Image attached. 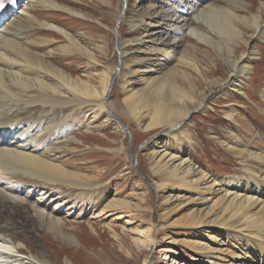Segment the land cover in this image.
I'll list each match as a JSON object with an SVG mask.
<instances>
[{"label": "rangeland", "instance_id": "1", "mask_svg": "<svg viewBox=\"0 0 264 264\" xmlns=\"http://www.w3.org/2000/svg\"><path fill=\"white\" fill-rule=\"evenodd\" d=\"M55 1L75 14L44 12V16L52 17L54 24L72 35L79 43L80 51L71 56H63V47L69 45L63 37L56 38L49 46L33 50L39 56L52 54L54 66L69 78L90 80V83L93 81L96 86H99L98 76L109 71V67L114 68L110 75L106 100L117 110L123 111L124 107L120 72L124 74L136 69L144 71L129 78L133 82L132 88L140 90L143 78L151 79L156 76L154 73L145 74L151 64L154 69L158 68L164 74L172 72L179 89L189 90L185 81L187 76L193 83L194 95L198 97L204 93L205 98L191 110L185 120V126L173 139L170 135L174 132H169L167 128L158 127L144 131L143 127L148 123V119L136 122L124 111L122 115L117 110L114 114L112 112L114 120L111 119L110 123L106 122L105 115L94 119V114L86 112V109L77 110L72 114L64 113L70 121L68 128L71 135L78 138L83 136L86 141L84 145L76 148L71 145L63 150L60 161L67 166V170L74 171L77 168L82 174L94 177L99 186H96L97 190L91 188L89 191L87 188L70 191L67 187L60 190L57 185L40 186L39 183L32 182H36L31 180L32 177L22 176V181L25 179L29 184L26 182L27 186L20 187L14 196L33 208H38L48 217L57 219L66 234L61 236L38 226L37 219H32L31 210L22 213L20 208H10L16 226L13 232L17 231V234L23 236L20 242L16 240L22 249L21 254H17L18 258H25L29 252H33L44 255L51 264H210L204 256L191 251L180 242L186 239L203 243L215 249V252L220 247L228 248L234 254L244 252L250 256L253 251L256 255L254 257L259 259L254 244L211 226L188 229H182V225L178 228L162 227L154 234L153 226L164 224L159 220L164 209L168 208L167 211H170L169 223L176 224L188 222L190 213H194L199 207L176 198L163 203L169 198L170 192L155 191L154 183L158 178L152 175L151 159L154 149L160 148L159 150L191 161L197 170L206 172L219 183L222 180L245 176L238 159L228 149V146L232 145L230 139L240 140L251 150L259 147L264 151V102L261 96L264 91V15L257 29H253L249 19L251 13L255 14L264 0H254L256 4L251 12L247 8L252 0H110L113 6L111 8L96 0H81L79 4L65 0ZM0 2L3 3V7H0L2 28L11 17L17 15L18 10L28 5L29 0ZM209 6L225 9L233 15L235 33L226 43L204 23L197 25V32L206 36V41L189 34L191 27H188V21L180 23L183 27L181 33L174 30L175 19L191 16L182 15L183 10L195 15L193 7L198 11ZM156 15L159 17H155ZM131 24L137 25L138 28L134 30ZM145 28L148 30L145 31ZM145 33L149 36L143 37ZM36 38V34L29 35L24 41H37ZM135 38L150 40L149 46H160L165 52H169L171 58L166 60L159 55L148 63L130 64V61L136 60L140 54L134 52L133 46L119 49L117 44ZM101 41L106 42L104 55L97 48L102 44ZM121 53H125V56L121 57ZM247 54H253V57L248 64L249 73L235 82L240 85L235 86L238 91L241 89L238 93L228 86L232 76L230 66L234 62L238 64L240 56L246 57ZM86 58L95 59L99 65L94 66ZM122 62H127V66L122 67ZM185 64L198 68L204 76L201 77L190 66L184 68ZM232 107L233 113L230 112ZM34 112V116L40 113L38 109ZM231 113L232 120L226 116ZM56 115L61 117L63 114ZM116 122L121 125L123 133L115 128ZM182 131L189 133V140L184 138ZM21 132L22 129L9 133L5 142L26 143L29 136H21ZM16 137L19 139L15 140ZM99 139H103L104 143ZM42 140L40 142L43 145L40 146L39 153L46 151L50 142L53 143V140ZM121 147V153L110 151ZM42 190L55 192L46 196L40 194ZM60 191L64 198L57 199ZM72 197L84 202L100 197V202L98 205H75V208L70 209L72 203L65 201ZM111 199L128 201L133 209L131 207L130 210L111 211L107 217L99 216L102 206ZM208 235L215 236L216 242L209 240ZM151 239L152 243L149 242ZM47 245L52 250H49ZM31 263L36 264L34 261Z\"/></svg>", "mask_w": 264, "mask_h": 264}, {"label": "bare ground", "instance_id": "2", "mask_svg": "<svg viewBox=\"0 0 264 264\" xmlns=\"http://www.w3.org/2000/svg\"><path fill=\"white\" fill-rule=\"evenodd\" d=\"M60 1L64 2V0ZM65 1L74 4L81 2V0ZM96 1L109 8L113 7L110 0ZM255 4L254 0L250 1L247 10L253 11ZM192 10L195 15L187 13V10L181 12L185 16L191 15L190 18L184 17L183 19L178 17L173 21V28L177 33H181L183 29L180 23L188 21L190 22L188 27H191L189 34L201 41L208 40L206 36H201L198 33L199 31L197 32V25L203 23L215 32L219 38H222L224 43L234 35L233 15L225 9H214L209 6L198 11L193 7ZM44 12L75 14L72 10L61 6L55 0H29L28 5L18 10L17 15L13 18L11 17L8 23L0 28V264H32L31 261L36 264H51L42 254L37 255L29 252L22 259L18 258L19 256L17 255L21 254L22 249L19 243H16V240L20 242L23 236L17 234V231L13 232L16 226L13 221V215L10 213V208H20L23 210L22 213L31 210L32 219H37L38 226H43L61 236L66 234L57 219L48 217L40 212L38 208H33L28 203L18 199L19 197L14 196L19 192L20 187L27 186L26 182H29L24 181L25 179L22 181V176L32 177L31 180H36V182H32L39 183L40 186L51 187L57 185L60 190L64 187L69 188L70 191L77 188L96 189L98 181L94 177L82 174L77 168L74 171L67 170V166L60 161L63 150L68 149L71 145L74 148L84 145L86 141L83 136L78 138L76 135H71L68 128L70 121L67 120L68 115L66 116L64 113L72 114L77 110L86 109V112L94 114V119L105 115L106 122L110 123L114 117V111L117 110L106 100L110 75L114 68L109 67V71L100 74L98 76L99 86H96L93 81L90 83V80L69 78L54 66L52 54L39 56L33 50L38 47L49 46L56 41V38L63 37L69 44L67 47H63V56H71L73 53L80 51V45L77 40L54 24L52 17L49 15L44 16ZM115 12L117 11L115 10ZM115 12L112 15L113 17ZM263 15L264 3L259 4L256 13H251L250 15V24L253 29H257L260 26ZM147 17L150 18V15ZM155 17L158 18L159 15ZM146 25L147 23L144 24V26ZM131 27L134 30L138 28L134 24H131ZM146 30L148 29L145 28ZM35 34L37 35V41H24L29 35ZM147 36L149 34L145 33L143 37ZM101 43L97 48L104 55L106 42L101 41ZM150 43V40L135 38L121 41L117 45L119 49L128 45L133 46L135 47L134 52L140 54V57L130 61V64L148 63L153 60V57H158L159 55H162L166 60L171 58L169 52H165L163 48L157 45L151 47L148 45ZM120 56L124 57L125 53H121ZM252 57L253 54H247L246 57L240 56L238 64L237 62L231 64L232 76L228 86L233 91L240 92L241 89L238 91L235 88V86L240 87V85L235 82L239 78L240 80L243 79L249 73L250 67L248 64ZM49 58L50 60H48ZM87 60L94 66L99 65L95 59L88 58ZM121 65L126 67L127 62H122ZM151 65H148L147 70L144 69L145 74L154 73L156 76L151 79L143 78L140 90L132 88L133 82L129 80L130 77L140 72L138 71L139 69L124 74L120 72L124 95L122 100L123 111L131 115V118L136 122L148 119V123L143 127L144 131L158 127L167 128L169 132H174L170 135L173 139L177 132L185 126L184 123L188 114L202 103L205 96L204 93L198 97L194 95L193 83L189 78H186L187 76H185V81L189 86V90L179 89L174 82L175 76L172 72L164 74L158 68L154 69ZM189 66L185 64L184 68ZM191 68L201 77L204 76L198 68ZM143 72L141 71L140 73ZM261 96L264 102V91ZM37 109L40 113L38 116H34L35 112L33 113V111ZM117 111L121 115L124 114L122 109ZM230 112H234L233 107ZM57 113L63 115L57 117ZM232 113L226 114L230 120L233 119ZM114 125L121 132V125L118 122ZM21 129V136H29L26 143L5 142V138L9 133L17 132ZM182 134L185 136L184 138L189 140L188 132L182 131ZM17 139L19 138L16 137L15 140ZM42 139L45 142L53 140V143L50 142L46 151L39 153L40 146L43 145L40 142ZM99 140L104 143L103 139ZM230 140L232 145L228 146V149L238 159L245 176L244 178L222 180L219 183L209 177L206 172L197 170L191 161L177 155L175 156L168 151L159 150L160 148L154 149L151 159V172L153 176L158 178L154 183V189L160 193L170 192L168 193L169 198L165 199L163 203L176 198V200H186V202H190L199 208L194 212L195 215L190 213L187 218L189 223L182 221L176 224L169 223L170 211H167L168 208H166L159 216V220L164 224L153 226V231L156 234L159 232V228H178L180 225H182V229L211 226V228L221 232L238 236L249 244H254L259 259L254 257L256 255L253 251L250 256L244 252L234 254L228 248L222 249L220 247L215 252V249L213 250V248L211 249L196 240L182 239L180 242L191 251L204 256L210 264H264V151L259 147L251 150L249 147L247 148V145L241 143L240 140ZM34 141H37V143L33 144ZM122 149L121 147L110 149V151L121 153ZM17 173L21 177H18ZM53 192L55 191L44 192L42 190L40 194L48 196ZM61 194L62 192L60 191L57 199L64 198ZM65 202L72 203L69 208L73 209L75 205L78 207L85 203L98 205L100 197L89 199L85 202L72 197ZM77 203L79 204L77 205ZM131 207L128 201L111 199L102 206L99 211L100 215H98L107 217L111 211L130 210ZM42 238L45 244L44 237ZM208 238L213 243L217 240L212 235H208ZM45 239L47 238L45 237ZM67 239L74 242L70 238ZM152 241L153 239L149 242L152 243ZM47 246L49 250H52L49 245ZM25 259L28 261L25 262Z\"/></svg>", "mask_w": 264, "mask_h": 264}, {"label": "snow or ice", "instance_id": "3", "mask_svg": "<svg viewBox=\"0 0 264 264\" xmlns=\"http://www.w3.org/2000/svg\"><path fill=\"white\" fill-rule=\"evenodd\" d=\"M0 7H3V3L2 2H0Z\"/></svg>", "mask_w": 264, "mask_h": 264}]
</instances>
